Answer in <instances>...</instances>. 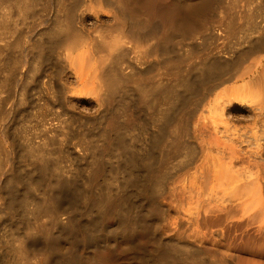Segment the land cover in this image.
Returning <instances> with one entry per match:
<instances>
[{"label":"bare ground","instance_id":"1","mask_svg":"<svg viewBox=\"0 0 264 264\" xmlns=\"http://www.w3.org/2000/svg\"><path fill=\"white\" fill-rule=\"evenodd\" d=\"M15 1L0 0V16L3 7L7 3L12 6ZM44 1L46 5L48 0ZM53 1L55 13L54 17L51 16L53 20L49 19L52 23L49 22L50 25L38 32L37 41L32 43L36 48L33 69L42 72L50 53L61 47L60 57H57L67 60V66L62 69L66 68L71 73L69 76H73V79L75 77L79 84L90 82L91 86L86 85L90 86V90H86L87 93L90 91V99L97 112L96 117L100 118L99 124L94 125L98 126V130H94H97L95 132L97 137H101V142L99 145L92 144L86 162L84 160L82 177L77 172L68 175L71 173L68 166L61 164L66 159L63 158L62 161V143L58 142L56 131L67 127L64 123L66 120L62 128L63 124H54V121L53 124L48 123L49 125L45 126L47 134L56 132L58 141L56 139L57 146L52 148L53 150L49 148L51 145H48L55 133H52V136H44L45 140H42L41 144L25 141L29 143V149L26 146L24 150L27 149L26 154L29 155L23 154L35 157L34 160L28 161L31 168L26 170L25 175L23 173L24 177L14 170L0 184V211L4 213L5 218L14 221L12 226L10 225L13 229L10 230L9 238L3 239L0 246V264H119V260L126 256L128 264H143L144 261L148 264H264V0H187L186 3L183 0H150V3L149 0H144L164 21L180 18L185 23L197 24L204 28L199 32V36L191 37V42L194 38L196 41L197 36L206 41L219 34L222 37V31L230 36L229 43L231 42L230 45L227 44L226 49L223 45L222 48L220 46L215 51H210L211 54L206 52L207 54L193 65L185 63L184 66V57L187 55L180 57L182 54L178 56L175 50L177 57L174 54V58H160L167 63L161 68L160 73L163 76L154 78L150 75V80H146L147 77L138 80L140 77L137 78L136 75L140 72L136 71V66L132 63L134 57H128V54H134L136 49L133 47L136 42H132L137 37L141 38L145 32L142 31L144 34L138 35L132 28L133 20L130 21L132 18L128 17L124 8L119 7L118 0ZM128 1L132 9L141 4V0ZM35 2L38 0H17L16 4L21 5L25 14ZM119 2L124 3L122 0ZM189 10L190 14L185 15ZM47 12L44 15H47ZM90 14H94V21L96 20L93 28L85 27L84 23ZM99 14H105L108 21L103 22ZM156 24L154 23V29ZM4 26L0 24V27ZM151 31L149 29L148 33ZM177 38L179 39V36ZM138 39L137 41L140 40ZM141 43L143 44V40L137 42L139 45ZM203 43L205 46V41ZM145 45L147 46V43ZM173 46L175 49L176 46ZM136 47L138 48V45ZM164 54L168 55L166 52ZM149 68L152 70L159 67L156 68L152 62ZM190 68L195 70V76L183 73ZM62 69L61 71L66 73ZM148 69H144L143 73L149 71ZM53 73L52 71L50 74ZM171 73L180 74L168 83H165L166 79L162 81L164 76ZM57 74L50 75L47 79L48 83L52 86L54 84L56 88L50 97H53L54 103L59 101L61 107L65 88L62 85L65 83L62 84L58 80L63 73L55 77ZM129 83H133L131 86L134 88L130 93V89H127ZM192 97H195L194 101ZM155 102H158L157 109L153 115L150 112L149 117L151 115L152 119L159 122L154 121L156 131L149 137L151 139L148 144L144 142L137 147L138 153L134 148L135 144L133 147L130 141L127 142L125 131L129 124L135 123L134 117L139 116L140 108H150ZM117 109L122 110L124 114L128 112L129 119L123 120L116 116ZM179 109H182L181 116L177 115ZM192 114H196L194 123L199 135V150L195 160L196 174L192 171L195 181L190 177V182L193 183H190L184 192V197L188 202L195 201L204 205L205 210L201 211L204 216L197 210L193 213L188 211V214L179 213L182 201H165L166 194H174L176 184L181 181L173 180L170 181L172 185L166 186L167 176L163 167L168 158L177 149H185L189 154L194 151L192 146L180 140L181 134L187 133ZM244 120L251 122L250 129H254L247 138L243 135L244 130L240 131L241 128L237 127L236 123ZM171 124L174 128L170 130L168 127ZM146 128L148 129L147 126ZM85 129L79 131L84 143ZM168 133L170 134L166 136ZM49 136L51 137L46 139ZM250 139L254 148L250 146ZM81 148L84 152L89 149L87 145ZM66 157L68 159V155ZM108 157H116L110 177L105 175ZM250 163L257 166V172H251L255 168L251 171L246 169ZM118 174H121L120 178ZM201 207L203 209V206ZM210 216L212 217L208 218ZM246 220L248 223H255L256 233L252 229L253 234L247 235L248 238L242 246H229L226 239L224 242L221 231H231L239 221ZM204 221L207 231L210 228L211 233L216 232V227L221 229L218 228V233H221L219 235L223 242L228 243L226 246L223 243L222 246L207 247L204 244L205 247H200L198 244L197 247L189 243L191 240L187 242V239L188 244L180 241L181 237L185 238L184 231L188 230V233H185L191 236L193 234L203 240H210L214 245L220 244L222 239L219 240L211 233L207 236L209 231L202 232ZM142 225L147 227V231L156 232L154 235L157 238L152 249L150 245L147 248L135 245L133 230ZM120 239L124 241L123 246L120 245Z\"/></svg>","mask_w":264,"mask_h":264},{"label":"rangeland","instance_id":"2","mask_svg":"<svg viewBox=\"0 0 264 264\" xmlns=\"http://www.w3.org/2000/svg\"><path fill=\"white\" fill-rule=\"evenodd\" d=\"M16 1L13 3L12 6H10L9 3H7L6 6L3 7L4 9L2 10V13L0 16V24L5 25L4 27H0V46H2V47H0V184L6 179L5 177H7L11 173H13L14 170H15L14 172H16V170H17V172H18L17 174L21 175V177L22 176L24 177V175L26 174L25 173L26 170L31 166L30 164H28V161L34 160L35 157L26 156V155H29V154H26L27 149H29L28 148L29 143H26V142L30 141V144H32L33 142H36V144L37 143L41 144L42 140L43 141L45 140V139H43V138H45L44 136H46V135L52 136V133H55V134H53V136H55L56 132H57V137L59 138V141H58L57 137L55 136L54 138L52 137L53 143H51L52 140H49V145L48 144L47 145L48 146L51 145V147H49V148L51 150H53L57 146V141L60 142V144L62 143L61 144L62 156H64V157H62V161L64 159H66V160H64L63 163L61 162V164L64 165V163H65L68 166L67 168L71 172L68 175L77 172L80 176L83 177L84 175L81 171L83 168H85L84 160L86 162V158H88L89 151L92 150V144L94 143L96 145L98 143V145H99L101 142V140H100L101 137L100 138H99V136L97 137V132H95L98 130V128H96L98 126H94V125L99 124L98 120H100V118L96 117L97 112L94 108L92 100L90 99L91 93H90V91H88V93H89L88 94L87 90H86L87 88H89V90H90V86H91L90 82L87 81L85 83V85L83 84L85 87L84 88L82 84H79L78 81H76L75 77L73 79V76H69V75H71V73H69V71L66 70V68H65V70H63L64 66L65 67L67 66V64H66L67 62H65L67 60H65V59L63 60V58L61 60V58H59L61 51H62L61 47H59L57 49V50L61 49L58 52H56L57 50H55L54 52L50 53V58L46 60L47 63L45 61L44 65H43V69L41 68L42 72H39L41 70H38V69H36V71H37L36 72L33 69L32 64L35 63L34 62V59H35L34 56H35L36 48L32 45V43L37 41L36 39H38V37H39L38 32H42L41 30H44V28H46L48 25H50L52 23L51 20H53V18L51 19V16L54 17L55 8L53 6L55 3L53 0L52 1L46 0L47 2L45 5L44 0H38V2H35L31 8H29V6H28V8L30 10L28 9V12H26L24 14V12L22 11L21 5H19V3L16 4ZM115 1H117V0H115ZM119 1H121V0L117 1L118 4L120 3L119 7L122 9L124 8V11H126V14L128 15V17L132 18V19H129L130 21L133 20L132 22L134 25L131 23V25H133L132 28H134V30L136 32H138V35L141 33L143 35L144 34L143 32H145V34L141 37L143 39L139 38L141 40V42L143 40V44L147 43V46L144 44V47H145L144 49L142 48V46H143L142 43L140 44L141 46L139 44H137V42L140 43V40L138 39V37L136 38L135 41H134V39H132V41H134L132 43L136 42L135 44H136V46L138 45V48L134 45L133 47H134V49L136 48L135 49L136 54L133 51L134 54L131 52L128 54V57H129V55H130L129 58L134 57L133 59L137 62H135L134 60L132 62V60L127 57V59L131 60L130 62H132L136 66V71L140 72V74L136 75L137 78L140 77L138 80H144L145 77L148 78L146 80H150L149 79L150 75H153L154 78H160L161 76H163V75H161L160 72H162L161 70L165 67V65H167V63L164 62L165 60H162L163 59L162 57L165 56L164 59L174 58V56L177 57L176 53H174L175 50H177L175 52L178 53V56H180L182 54L180 57H182V56L184 57V55H187V57L186 56L184 57V58H186L185 62H184V66H186L187 64H190V65H193V63L196 64L198 62V60L200 59V57H202L204 54H207L206 52L215 51L216 48H219L220 46H221L220 48H222L223 45L225 46L224 48L226 49L227 46L231 44V42L229 43L230 36L224 34L223 31L221 32L222 37L219 34V35L215 36L214 38L210 37L206 41V40H201V38H198L199 32L201 33V31L204 30V28H202L200 25H197V24L193 25V24L188 23V22L185 23V21L183 19H180V18L176 19V20H172V21H164L161 17H159L157 15V13L153 12L150 9V6H148V3H150V0L148 3H146L144 0H141V4L138 5L137 8L135 7V9H132L130 1L122 0V2H124L123 3L124 5L129 4L130 7L129 6L127 7V5H125V7H123L124 5L121 4V2H119ZM186 1L187 0H183V2H185V3H186ZM126 2H128V3H126ZM47 3H48V5H47ZM41 5H43L44 7ZM184 6H185V4H184ZM52 11H53V13H52ZM46 12H47V15H44V14H46ZM38 14H40V15H38ZM189 14H190V10L187 11L185 15H189ZM93 15L94 14H90V17H87L86 18L87 20L86 19L84 20V23L86 24L85 27H87V28L92 27L93 28V26L96 25V20L94 21ZM91 16H93V17H91ZM99 16H100V19L102 18L103 22L108 21L105 14L104 15L99 14ZM49 19H51V20H49ZM47 20H48V22H47ZM1 22H3V23H1ZM49 22H50V24H49ZM46 23H48V24H46ZM154 23L155 24L157 23L156 29H154ZM190 25L192 27H190ZM42 27H43V29H42ZM39 29H40V31H39ZM149 29H150V31L152 29L151 33H148ZM152 32H154V33H152ZM149 35H150V37H148ZM196 35H198L196 37V41L194 38V40L191 42V40H192L191 37L196 36ZM178 36H179V39L177 38ZM144 37H146V38H144ZM217 37H219V38H217ZM227 37H228V42H227ZM216 38H217V40H215ZM137 39L139 41H137ZM145 39H148V40L146 41ZM144 40H145V42H144ZM177 40L180 41V43ZM187 40H189L191 42V44L189 41L187 43L186 42ZM233 40L234 39H232V41ZM204 41H205V46H203ZM181 42H182V44H181ZM225 43H226V45H225ZM148 44H149V46H148ZM153 44H155V45L152 46ZM157 45L158 46L160 45L159 46L160 48ZM171 45L172 46L175 45L177 48L175 47V49H173L174 46L172 47ZM168 46L170 49L167 48ZM190 47H191V49H189ZM165 48L168 50H165ZM141 49H143V51H140ZM145 49H147V50L145 51ZM148 49H150V50L148 51ZM152 49H153V52H151ZM160 49L161 50L163 49L162 50L163 54H164V52L168 53V55L166 54L168 57L165 54L163 55ZM157 50H158V52H157ZM189 50H191V51L194 50V52L192 51V54L190 53L191 51L188 53ZM139 51H140V55L138 56ZM150 52L152 54H150ZM160 52H161V54H160ZM211 52L208 54H211ZM141 53H142V56H141ZM143 53H144V55H143ZM145 53H148V54H145ZM51 54H53L55 56H53ZM157 54L159 55V57ZM136 55H137V57H136ZM148 55H150V57ZM57 56H59V57H57ZM135 57H136V59H135ZM160 58H162V59H160ZM142 59H145L146 64H144L145 61H142ZM151 59H152V61H151ZM138 60H140V61L138 62ZM63 61H64V63H63ZM148 61H149V64H152V62H154V64L156 65V68H157V66L159 67V68H157L158 70L157 69L149 70L150 68H149ZM155 61H156V63H155ZM189 61H190V63H188ZM137 63H140V64H137ZM162 63H163V65H162ZM164 63H165V65H164ZM185 63H186V65H185ZM54 64L56 65V68L58 70H56ZM45 65H47V66L44 68ZM60 66H61V68H60ZM143 68L145 70L148 69L149 71H146L145 73H143L144 72ZM61 69L63 71H65L67 74L62 72ZM55 70L60 75H61V73H63L60 76L61 78L59 77V74H57L55 72ZM154 70L157 72L154 73L155 72ZM189 70L191 73L189 72ZM52 71L54 72L52 74L53 76L55 74H57V76H55V77H59L58 80L62 84L65 83V85H62V87L65 86V88H63V100L61 102V107H60L59 101H56L55 103L53 102L52 93H53V90L56 89L54 84L52 86V84L48 83L47 78H49V76L51 75L50 73H52ZM141 71H142V74H141ZM185 72L189 73L191 75L193 74V76H195L194 75L195 74L194 69L190 68V69L184 70L183 73H185ZM178 74H180V73H175V74L171 73L167 76H164L162 78V81H164L166 79L165 83H168V82L172 81L171 79H174V77H176ZM62 79H64L65 82H63ZM73 81H75L77 83V85H75V82H73ZM132 84L129 83L127 86L128 91L130 89L129 93L133 92V90H134V88H132L133 86H131ZM86 85H90V86L86 87ZM129 86H131V87L129 88ZM66 87H67V89H66ZM72 91H74L73 96H72V94H73ZM70 93H72V94L70 95ZM50 95H52V96L50 97ZM70 96H72V97H70ZM209 97H211V95ZM86 100H87V102H86ZM194 100H195V97H192V101H194ZM192 103H194V102H192ZM157 104H158V102H155L154 105L153 104H152V106L149 105V106H151L150 108L149 107L146 108L144 106H143L144 109L140 108V114L138 116L139 118L134 117V120H135L134 124L130 120L132 123L129 124V127L127 129L128 131L127 130L125 131V135H127V136H125V137H127L126 138L127 142L130 141L132 143L133 147L135 144L134 148L136 149V151L138 150L137 147L141 146L142 143L147 142V144H148L150 142V139H151L149 137H151V134L156 131L157 127L155 126L156 125L155 122L156 121L159 122V120L152 119L151 115H153V113L156 111V109H157L156 105ZM191 106H192V104H191ZM117 107L122 108L121 106H117ZM192 109H193V107L191 108V110ZM43 110H45V111L43 112ZM119 110L120 109H117L118 112L117 111L115 112L116 116L121 117V119L123 118V120L129 119L128 112L125 113V114H127V116H126L124 113L121 112L122 110L121 111H119ZM180 110L182 112V109H179L178 113H177L178 116H181ZM41 112L43 113V115ZM67 113H68V115H67ZM73 113H74L73 116H75V117L72 116ZM117 113H120L122 115L120 116V114H117ZM149 113L151 114L150 117H149ZM46 114H47V116H46ZM76 114H78V115H76ZM43 116H45V118ZM71 116H72V119L74 118L73 120L71 119ZM40 117L43 118L44 120H42ZM48 117H50V118H48ZM56 117H58V118L56 119ZM211 117H212V114L210 115V119H211ZM64 118H66V119H64ZM149 118H151L153 121ZM195 118H196V114H194V115L192 114V117H191L192 120H189L190 124L187 125L189 127V128H187L188 129L186 131L187 133L181 134V136H180V140H184L183 142L188 143V145L190 147L192 146L191 147L192 150L194 148L193 153L189 154V153H187V151L185 149H177V150H175L176 152L174 151L173 154L168 158L167 164H165L163 167L166 170V176H167L166 180H165L166 186L172 185L171 182H173V180H181L176 184L174 194L170 195L169 193H167L168 196L166 194L165 198L167 200L165 199V201H167V202L170 201L172 203L182 201V203L180 204V207H179V213L188 214L187 213L188 211H189V213H191L190 211H192V213H193L197 210L200 212V214L202 216L204 214V212H201V211L205 210L204 205H202L201 203L198 204L195 201L188 202L184 197V192H186V190L193 183V181H195L194 180L195 178L192 177V171H193V174L194 173L196 174L195 160L198 157L197 150H199V135L196 132L197 129H196V126L194 123ZM45 119H46V121H45ZM59 119H61V121L63 120L62 123H60L61 121ZM53 121L55 122L54 124L58 123L61 125L65 121L64 123H66L67 127H64V124L62 126L60 125L61 128L64 127L63 130H60V131L57 130L56 132L51 131V133L47 134L46 131L44 130V129H46L45 126L49 125L51 123L53 124ZM153 122L155 124H153ZM236 123L238 125L237 127L241 128L240 131L244 130L243 135L245 136V138H247V136L252 134V131L254 129L253 130L250 129L251 122H249L248 120H244V121H236ZM42 124H45V125H42ZM103 124H105L104 120H103ZM139 124L141 127L143 125V128H141L139 126ZM145 124H147V125H145ZM172 125L173 124L170 125L171 128L168 127L170 130L174 128V126L172 128ZM70 126H71V128L69 129ZM146 126L148 127V129L146 128ZM40 128L41 129L43 128V130H41ZM82 128L83 129L86 128L85 129L86 132L84 134L85 136L83 137L85 140V143H84V141H82V137L79 134L80 133L79 131ZM151 128L153 129V131ZM256 128H258V125L256 126ZM94 129H97V130H94ZM144 129H145V132H143ZM146 129L150 133V135H149V133H147ZM21 130L22 131L24 130V132H26V133L22 132ZM26 130H28V132ZM87 130L90 132H88ZM42 131H44L45 133ZM93 133H95V134H93ZM169 134L170 133H168L166 136H168ZM20 136L21 137L24 136L23 139ZM28 136H29V138H28ZM51 136L46 137V139H49ZM24 138H25V140H24ZM56 139H57V141H56ZM131 139H132V141H131ZM250 140L252 141V139H250ZM31 141H33V142L31 143ZM54 144H56V145H54ZM86 145L89 147V149H85L86 151L84 152V150L81 147L86 146ZM252 145H254L253 141L250 143V146L254 148V146H252ZM26 146H27V149H25L26 150L25 151L24 148H26ZM48 146H46V147H48ZM81 150H83V152ZM137 152L139 153V150ZM23 153L26 155H24ZM55 154L56 153H53V155H55ZM81 154H83V155H81ZM65 155L66 156L68 155V159ZM85 155H87V156L85 157ZM23 156L25 158L26 157L27 158L25 159ZM22 157H23V159H22ZM32 157H33V159H32ZM189 159H190V161H189ZM192 162L194 163V166H193ZM115 163H116V157L106 158V167L107 168H106L105 175L109 176L111 174V176H112L111 170L113 169L112 167L115 166ZM83 165H84V167H83ZM250 165H249L250 167H252V166L253 167L250 168L247 165L246 169H248V170L250 169L249 171H251V169L254 170V168H255V170L251 171V172H254V173L257 172V166H255L254 164L252 165V163H250ZM22 166H23V168H22ZM20 167H21V169H20ZM188 172H190V173H188ZM23 173H24V175H23ZM189 174H191V175H189ZM117 176H119V178H120L121 174H118ZM190 177H192V179H193L192 182H190L192 180ZM195 177H196V175H195ZM177 178H180V179H177ZM1 201H2V199L0 198V206H1ZM201 206H203V209ZM200 209H202V210H200ZM171 215L172 216L174 215V209L171 210ZM211 217L212 216H210L208 218H211ZM242 220H245V219H242ZM13 222H14L13 220L11 221V220L5 218L4 213L0 211V246H1L3 239H6V237L10 236V232H11L10 230L13 229L11 227ZM248 222L249 221H247V220L243 221V222L239 221L238 222L239 225L237 223V225H236L237 227L236 226L233 227L235 229V231H234V229H231L233 234L230 230H229L230 232L222 230L221 231V233L223 232L222 234L218 233V230L220 229L219 227H218L219 229L216 227L215 231L217 233L214 232L215 233L214 234V233H211L209 231L210 228H208L209 232L207 231V229H206L207 226L205 225L206 223L204 221L205 226L201 228L202 232H203V230L206 233L208 232L209 234L207 233V236L208 235L210 236V233H211L214 237L218 238L219 240L223 238L224 242L227 240V242L229 244L227 242L224 243L223 239H222V242L219 241V243L221 242L220 244H217V245L211 244L210 240L206 241L205 239L204 240L201 239L199 236H196V235L194 236L193 234L191 236V234H187L188 230H185L187 233H185V231H184V235L186 234L184 236L185 238L182 239V237H181L180 241L182 240V242L184 241V243H185L187 241V239H188L187 242H189V240H191L189 243H193L197 247H199L198 244L201 245L200 247H202V246L205 247L204 244L207 247H209V246L215 247L218 245L222 246L221 244H223V243H224L223 245H225V246H226V244H228L229 246H232V247H238L239 245L242 246L246 242L245 239L248 238L247 235L253 234V232L256 233L255 228H254L255 223H248ZM246 223H248L247 226L245 225ZM249 224H250V227H249ZM245 226L248 228V230H247V228H245ZM220 230H219V232H220ZM182 231H183V229H182ZM227 232H228V234H227ZM154 234H156V232H154V231L151 232L150 230L147 231V227L145 225H142L138 228H135L133 230V237H134L135 245L143 247V248H145V247L147 248L150 245V249H152V247L156 241V238H157ZM219 234L224 235V237L219 235ZM229 235H230V237H229ZM186 236L188 238H186ZM191 238H194V240ZM196 238H200V239L198 240ZM196 240H198V241H196ZM201 240H203V241H201ZM187 242H186V244H188ZM198 242H200V243H198ZM209 243H210V245H209ZM233 244H235V245H233ZM120 245L121 246L124 245V241L123 240L121 241V239H120ZM211 245H213V246H211ZM119 248H120V246H119ZM0 251H1V248H0ZM127 257L128 256L121 258L119 260V264H128ZM146 262L147 261H144L142 263L148 264V262L147 263Z\"/></svg>","mask_w":264,"mask_h":264}]
</instances>
